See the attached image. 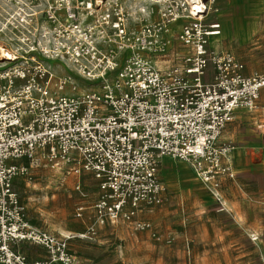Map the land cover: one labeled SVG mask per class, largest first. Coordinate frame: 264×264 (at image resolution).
I'll return each instance as SVG.
<instances>
[{"label":"built area","instance_id":"1","mask_svg":"<svg viewBox=\"0 0 264 264\" xmlns=\"http://www.w3.org/2000/svg\"><path fill=\"white\" fill-rule=\"evenodd\" d=\"M215 1L44 0L43 21L0 47V264H73L70 238L26 217L13 185L28 174L24 159L95 180L88 240L123 224L161 241L146 218L167 202L164 158L190 165L223 206L235 146L220 138L258 108L264 75L210 50L221 33ZM64 63L94 85L79 92L54 71ZM26 245L44 256L29 258Z\"/></svg>","mask_w":264,"mask_h":264},{"label":"rangeland","instance_id":"2","mask_svg":"<svg viewBox=\"0 0 264 264\" xmlns=\"http://www.w3.org/2000/svg\"><path fill=\"white\" fill-rule=\"evenodd\" d=\"M44 3L0 0V47L12 48L29 26L41 23ZM259 7L258 0H216L212 5L211 18L219 21L223 16L227 27L223 37L211 40L210 50L233 56L247 76L264 75V14L258 28ZM64 64L67 67L54 65V71L72 77L79 92L94 85ZM220 142L235 146L236 177L223 183V206L190 165L163 160L160 174L167 202L146 218L162 237L160 242L123 224L103 227L92 240L78 235L90 221L96 182L68 175V168L52 169L43 159L32 166L24 159L19 165L28 174L13 185L34 228L69 236L73 264H264V90L258 108L230 123ZM79 207H85L83 218L76 216ZM169 239L171 244L166 243ZM22 251L31 259L44 256L37 246L26 245Z\"/></svg>","mask_w":264,"mask_h":264},{"label":"crops","instance_id":"3","mask_svg":"<svg viewBox=\"0 0 264 264\" xmlns=\"http://www.w3.org/2000/svg\"><path fill=\"white\" fill-rule=\"evenodd\" d=\"M258 2L260 3V7H259V9H258V28H259V25H260V18H261V15L262 14H264V3L262 4V2L260 1V0H258ZM222 17V18H221ZM220 20V22H221V26H222V34H221V36H219L218 38H217V40L220 38V37H223V34H225V31H226V27H227V24H225V18L223 17V16H220V18H219ZM239 29H241L240 31H242V29L244 30L245 28L244 27H240ZM248 113L247 112H241V113H238L237 114V116L235 117V119L237 118V117H242V116H245V115H247ZM234 119V120H235ZM165 159V158H164ZM164 159H162V161H161V165H162V163H163V160ZM166 159H169V158H166ZM169 160H171V159H169ZM173 161V160H172ZM176 162V161H175ZM161 170V169H160ZM161 173V172H160ZM161 175V174H160ZM84 176H86V177H88V178H91V180H94L91 176L89 177L88 175H84ZM161 177H162V175H161ZM163 180V179H162ZM235 180V179H234ZM164 181V180H163ZM94 182H95V180H94ZM226 182H228V181H225V183ZM164 183H165V181H164ZM224 183V184H225ZM229 183H230V181H229ZM165 185H166V183H165ZM94 194L95 195H97L98 194V190L96 189L95 191H94ZM89 219V218H88ZM90 220V219H89ZM87 228V227H86ZM85 228V229H86ZM86 231V230H85ZM85 231L83 230V232H80V233H78V235H83L84 233H85ZM25 247V246H24ZM26 250V249H25ZM27 255V254H26ZM38 258V257H37Z\"/></svg>","mask_w":264,"mask_h":264},{"label":"bare ground","instance_id":"4","mask_svg":"<svg viewBox=\"0 0 264 264\" xmlns=\"http://www.w3.org/2000/svg\"><path fill=\"white\" fill-rule=\"evenodd\" d=\"M213 10H212V8H211V12H212ZM219 23H220V25H221V22L219 21ZM221 34H222V26H221V33H220V36H221ZM1 49V48H0ZM1 52L3 53V56H6L5 55V52L4 51H2V49H1ZM61 236H64V237H69V236H66V235H61Z\"/></svg>","mask_w":264,"mask_h":264}]
</instances>
